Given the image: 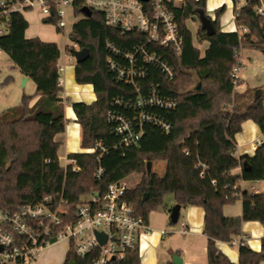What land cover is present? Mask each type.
Masks as SVG:
<instances>
[{
    "label": "trees",
    "instance_id": "16d2710c",
    "mask_svg": "<svg viewBox=\"0 0 264 264\" xmlns=\"http://www.w3.org/2000/svg\"><path fill=\"white\" fill-rule=\"evenodd\" d=\"M54 13L47 23H58L56 0H46ZM238 26L247 31L224 32L220 28L223 5L209 16L216 34L208 36L202 25L196 35L188 25L199 19L200 10L207 13V0H185L176 8L177 20L184 36L182 54L166 55L177 75L172 81L151 67L148 84L156 86L161 97L177 101L174 109L148 106L147 113L170 123L171 130L151 121L143 123L144 136L139 145L120 146L121 138L112 131L110 114H122L134 119L139 110L132 108L139 92L118 80L109 68L107 42L128 46L131 35H122L109 26L104 13L93 10L87 17L83 0L74 1V14L80 17L69 38L78 47L88 48L90 57L75 66L77 84H91L96 94L93 103L76 101L72 108L81 127V147L90 148L98 141L110 147L102 159L104 177L98 180L95 153L74 154L81 171L74 172L60 164L61 143L56 140L66 131L63 111V87L60 79L62 52L56 42L27 38L29 22L23 13L11 12L0 17L6 33L0 34V51L6 52L15 66L36 84L34 96L25 94L19 105L0 113V209L17 211L25 204H36L51 196L56 201L62 195L72 211L83 196L92 191L104 193L110 184L134 174H143L141 182L126 190L138 216L149 222L152 211L164 206L171 194L182 207L200 206L205 211L204 233L208 237V264H236L217 246L218 241H232L242 233L243 223L258 221L264 226V193L241 187L243 181L264 180V143L253 156L236 155V135L242 123L252 119L264 132V85L246 87L241 79L235 83V67L243 68L241 52L256 49L264 52V15L257 13L258 0H232ZM201 24V23H200ZM63 32L62 28H57ZM208 42L202 53L199 45ZM73 55L75 47L69 48ZM149 87L141 88L145 93ZM35 96H41L33 105ZM120 101V102H118ZM54 108H60L53 111ZM136 125V124H135ZM137 126V125H136ZM163 161L165 171H156L154 163ZM248 162L250 170L244 168ZM149 162L152 169L149 171ZM241 170L236 172V170ZM242 199L243 211L238 217L224 213L226 205ZM170 223L172 224L171 220ZM95 255L85 258L69 249L62 264H91ZM264 261V238L256 251L244 244L240 247L238 264H261ZM110 264H142L140 250L131 249L123 259ZM167 264H174L173 261Z\"/></svg>",
    "mask_w": 264,
    "mask_h": 264
},
{
    "label": "built area",
    "instance_id": "2783aa9c",
    "mask_svg": "<svg viewBox=\"0 0 264 264\" xmlns=\"http://www.w3.org/2000/svg\"><path fill=\"white\" fill-rule=\"evenodd\" d=\"M74 1L56 0L60 21L51 24L65 31L69 25L68 8L77 18L74 14ZM83 1L92 11L104 13L107 24L122 35L134 34L127 41L128 46L107 42L110 52L109 68L118 80L132 85L139 92L137 99L129 103L132 108L139 110L134 119L117 113L109 116L113 123V133L121 138L120 144L113 147L139 145L144 136L145 121L154 122L165 132H169L170 123L155 118L145 108L160 106L174 109L177 101L161 97L156 88L159 84L150 85L147 79L151 67H155L170 81L176 78L177 73L165 56L182 54L184 36L177 20L176 8L185 4V0ZM244 2L247 3L248 0ZM258 2L256 11L264 15V0ZM27 11H37L44 22L54 17L46 0H0V17L11 12L24 14ZM77 21L73 22L72 28ZM246 31L247 28L242 27L241 33ZM5 33L4 23L0 34ZM74 47L75 50L80 49L77 44ZM241 70L240 67L234 68L232 76L235 83L241 79ZM62 71L64 66H60V72ZM145 87L149 88L142 93L141 88ZM263 143L264 132L255 146L259 147ZM109 150L107 144L98 141L77 154H96L98 166L95 177L102 180L105 172L102 159ZM59 160L65 168L71 165L74 172L82 169L74 154H66L59 157ZM61 160L64 161L63 164ZM127 189L129 188L123 180H119L110 184L104 193L92 191L82 197L75 211H72L63 195L57 201L47 196L39 203L25 204L15 212L0 209V264H33L42 251L63 241L67 243L66 255L71 248L82 258L95 255L91 264H110L114 260L123 259L128 250L139 248L144 235L152 232L149 222L138 216L134 205L125 198ZM179 231L187 232L185 222L181 223ZM97 232L106 236L104 244L99 242ZM162 234L166 235L168 231L163 230ZM240 244H245V238Z\"/></svg>",
    "mask_w": 264,
    "mask_h": 264
},
{
    "label": "crops",
    "instance_id": "0c3cea01",
    "mask_svg": "<svg viewBox=\"0 0 264 264\" xmlns=\"http://www.w3.org/2000/svg\"><path fill=\"white\" fill-rule=\"evenodd\" d=\"M229 4H223V2L218 4H213L210 6V9L214 11L220 5L226 6V11L221 16L220 19V28L224 32H234L239 31L241 32L242 27L238 26L235 18L234 8L235 5L232 0H229ZM228 3V2H227ZM222 5V6H223ZM208 7V1H207ZM212 15V17L214 16ZM26 20L29 22V27L26 31L27 38H40L46 42H56L55 37L49 33L44 25L40 21L39 13L37 11H27L24 13ZM64 32V31H63ZM208 46V42H205ZM203 43V44H205ZM202 45V44H201ZM199 45V48L200 46ZM205 47V49H206ZM202 51V53L205 51ZM248 50H256V49H244L241 52V62L243 63V68L240 72V78L243 81V84L239 86V91H243L246 87L257 88L258 92L262 93L261 88L264 85L258 84L254 80V78H250L252 82L243 79V71H244V54ZM0 51V55H1ZM70 60V57H67ZM60 66H64V71L61 73L60 83L63 87L62 98L63 101V111L65 112L66 120L70 119L73 121L72 126L68 129V125H66V131L64 134L66 137V141L68 140L69 134L77 135L80 134V138L82 137V132H80V125L77 122L76 114L72 108V106L67 105V87L65 86L66 82L69 80L71 81L72 78L75 79V66L67 64V60L63 63H60ZM11 69L13 70L14 75H10L13 83L16 82H23V85L28 87L30 86L31 89L33 88L34 81L23 74L19 68L11 65ZM70 69V71H69ZM26 79V80H25ZM253 80L255 82H253ZM77 84V83H76ZM80 86L83 89L90 91V100L87 103H93L96 100V94L94 92V88L91 84L81 85L75 88V90H79ZM34 91V90H32ZM35 92H32L34 96ZM25 95V94H24ZM41 96H35L32 101L31 105H33ZM14 107V106H11ZM9 107V108H11ZM8 109V108H7ZM6 110V109H5ZM60 108H54L53 111H58ZM4 111V110H3ZM2 111V112H3ZM75 131V132H74ZM59 134V135H62ZM58 135V136H59ZM262 135V131L258 124H256L252 119H248L242 123V130L236 135V155L243 156V155H250L253 156L257 150L256 141ZM58 136L56 140H58ZM84 149V148H82ZM76 153V152H75ZM74 152H67L66 154H75ZM64 155H60L62 157ZM241 170H236L239 172ZM263 180L252 181L253 183L250 186V192L256 193H264V184H260ZM244 181L241 183V187L245 189L243 186ZM261 187V188H260ZM247 190V189H245ZM170 195V194H169ZM174 197V196H173ZM175 202V199H174ZM166 203V201H165ZM177 203H174V206ZM172 208H168V206H162L157 210L151 212L149 217V224L152 228V232L148 235H144L140 241V259L142 264H167L170 261H173V256L178 255L182 257L183 264H208V237L204 233V220H205V211L200 206H188L182 207L180 210V217L176 224L170 223V213ZM243 211V204L242 199H238L234 204L226 205L224 207V213L228 217H238L242 215ZM185 222L187 225V232L182 233L180 232L181 223ZM168 231V234L163 235L162 231ZM245 238V244L251 247L252 249L259 251L261 249V242L264 238V226L258 221H246L243 223L242 233L235 236L232 241H218L217 246L221 252L227 255L230 260L236 264L239 263L240 259V247H241V240ZM264 264V261L261 262Z\"/></svg>",
    "mask_w": 264,
    "mask_h": 264
},
{
    "label": "rangeland",
    "instance_id": "374dc122",
    "mask_svg": "<svg viewBox=\"0 0 264 264\" xmlns=\"http://www.w3.org/2000/svg\"><path fill=\"white\" fill-rule=\"evenodd\" d=\"M207 1H208L207 14L209 16H212L214 14V11L210 9V6H212L213 4H218L221 2H223V4L230 3L229 0H207ZM244 4H245L244 0H241L239 1L238 5L241 7ZM68 14H69V19H68L69 25L64 32H58L54 24L42 21L41 15H39V17L45 29L55 37L56 43L59 44V47L62 52L59 63H63L65 60H67V64H69V66L71 65L72 67V66H76L77 61L73 53L70 50H67V47L73 48L74 46V42L71 41V39L69 38V33L71 32L73 22L79 20L80 17L75 18L72 15V10L70 8H68ZM188 25L195 35L199 27L201 26L200 22L197 20H189ZM206 45L207 44L205 43L200 46L201 51L205 49ZM67 56H70L71 59L68 60ZM243 58H244V71L242 73L244 74L243 79L249 81L250 78H254L256 83L263 84L264 83V53L260 50H248L245 52ZM13 63L14 62L11 60V58L6 52H1V55H0V113L3 110L11 106L19 105L22 102L24 94H32V92H35V89H36L35 82L34 84H32L33 85L32 89L30 86L28 87L24 86L22 81L16 82V84L13 83L10 77V75H14L13 70L11 69V65H13ZM254 80L253 82H255ZM250 82L252 81L250 80ZM65 86L67 87V94L69 95L67 96L68 106H72V103L76 101L89 102L90 91L83 89L82 86H80V89L78 91L75 90V88L78 86V84H76L75 79L72 78L71 81L70 80L69 82L67 81ZM66 122H67L66 125H68V129H70L73 121L68 119L66 120ZM76 132L74 133L75 135L69 134L70 136L68 137L67 141H66L67 136H65L64 134L58 136V140L61 141V147L59 150L60 155H65V153L67 152L69 153L76 152V154L82 152L80 134L77 135ZM61 163L63 164L64 161L61 160ZM153 168L156 171L163 173L165 171L164 162L163 161L155 162ZM142 177H143V174L134 173L126 177L125 179H123V183L128 188H134L141 182ZM252 183H253L252 181H244L243 186L245 187V189L250 190V186ZM260 184L261 185L264 184V180ZM165 201H166L165 206H168V208L174 207L175 202H174L173 195L171 194L167 195L165 198ZM66 250H67V243L65 241L60 242L57 245H54L42 251V253L39 255L37 259V262L33 264H62L66 257Z\"/></svg>",
    "mask_w": 264,
    "mask_h": 264
},
{
    "label": "water",
    "instance_id": "95a60500",
    "mask_svg": "<svg viewBox=\"0 0 264 264\" xmlns=\"http://www.w3.org/2000/svg\"><path fill=\"white\" fill-rule=\"evenodd\" d=\"M82 12L87 17H90L92 15L93 11L90 8H88L87 6H84L82 9ZM199 19H200V23H201L203 29L206 30L208 36H213L216 34V30L212 24V20L204 10H200ZM90 55H91V52L88 48H81V49H77L74 51V56H75L77 63H82V62L86 61L90 57ZM244 168L246 170H250V165L248 164L247 161L244 163ZM151 169H152L151 162H149L148 170L150 171ZM180 210H181L180 204H176L172 208L171 213H170V219H171V222L173 224H176L178 222L179 217H180ZM97 238L101 244H104L106 242V236L100 232H97ZM114 259H115V257L113 258V260ZM173 262H174V264H183V259H182V257H180L178 255H174L173 256Z\"/></svg>",
    "mask_w": 264,
    "mask_h": 264
}]
</instances>
